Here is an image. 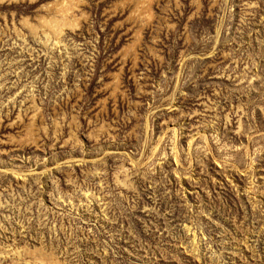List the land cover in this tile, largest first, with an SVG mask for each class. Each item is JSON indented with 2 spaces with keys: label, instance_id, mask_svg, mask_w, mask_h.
<instances>
[{
  "label": "rangeland",
  "instance_id": "obj_1",
  "mask_svg": "<svg viewBox=\"0 0 264 264\" xmlns=\"http://www.w3.org/2000/svg\"><path fill=\"white\" fill-rule=\"evenodd\" d=\"M0 264H264V0H0Z\"/></svg>",
  "mask_w": 264,
  "mask_h": 264
}]
</instances>
